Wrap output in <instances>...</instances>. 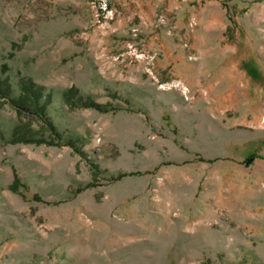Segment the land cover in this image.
I'll return each instance as SVG.
<instances>
[{"label":"rangeland","instance_id":"374dc122","mask_svg":"<svg viewBox=\"0 0 264 264\" xmlns=\"http://www.w3.org/2000/svg\"><path fill=\"white\" fill-rule=\"evenodd\" d=\"M0 80V264H264V0H0Z\"/></svg>","mask_w":264,"mask_h":264},{"label":"trees","instance_id":"16d2710c","mask_svg":"<svg viewBox=\"0 0 264 264\" xmlns=\"http://www.w3.org/2000/svg\"><path fill=\"white\" fill-rule=\"evenodd\" d=\"M22 89H23L24 94L17 96V98H11L12 103L18 105V107L22 108V109H27L31 106L33 108H35L36 112H34V113H40L41 121H43L48 126V129L53 134V136H55L57 140L61 141L62 137H61L60 133L56 130L52 121L46 117V114L43 111L44 105L40 103V96H41L40 86H36L32 83H29V84H24L22 86ZM7 90L8 89H7V87H5V83H3L2 80H0V95L5 96V94H6L5 92ZM73 94H74V92L72 89H68V90L64 91V93H63L64 100L67 103V105L69 106V109H74L76 107H94V108H97L100 110L104 109L103 105L93 101L90 98H83V97L74 98ZM26 103H29V105L26 106L25 105ZM20 134H21V136L19 137V139L24 141V142H31L32 141L35 143H40L41 141H45V140H36L35 138H33V136H30L28 134V132H23ZM50 143H52V142H50ZM66 143L70 144L71 142L67 141ZM252 157H253V154L247 158L248 161ZM19 185H20V182H19L18 178H16L14 180L13 184L10 186V188L14 191H18Z\"/></svg>","mask_w":264,"mask_h":264}]
</instances>
